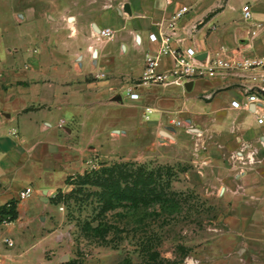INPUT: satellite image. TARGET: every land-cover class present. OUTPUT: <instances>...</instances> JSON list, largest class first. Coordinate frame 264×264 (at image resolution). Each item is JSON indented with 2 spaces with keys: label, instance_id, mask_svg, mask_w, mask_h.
Here are the masks:
<instances>
[{
  "label": "crops",
  "instance_id": "obj_1",
  "mask_svg": "<svg viewBox=\"0 0 264 264\" xmlns=\"http://www.w3.org/2000/svg\"><path fill=\"white\" fill-rule=\"evenodd\" d=\"M244 6L250 20L243 18ZM182 10L173 48L264 57V0H29L16 14L0 39V264H29L30 255L58 242L50 234L54 192L103 146V126L123 105L113 99L141 77L147 55H158L149 35L160 36ZM104 29L113 31L111 38L100 37ZM172 67L171 57H159L160 71ZM242 86L239 77L225 74L182 88L206 99L198 117L212 126L196 132L228 135L234 158L246 160L245 174L234 178L242 186L231 192L245 202L241 247L226 258L264 264V125L257 124L254 107L231 106L244 102ZM113 128L105 135L122 132ZM27 189L31 195L18 201ZM10 203L16 218L3 225L10 215L1 212ZM5 238L12 247L3 245Z\"/></svg>",
  "mask_w": 264,
  "mask_h": 264
},
{
  "label": "rangeland",
  "instance_id": "obj_2",
  "mask_svg": "<svg viewBox=\"0 0 264 264\" xmlns=\"http://www.w3.org/2000/svg\"><path fill=\"white\" fill-rule=\"evenodd\" d=\"M27 2L0 0V39ZM173 87L138 88L141 100L132 103L121 94L123 105L99 135L103 146L53 194L50 234L58 242L29 264H241L226 257L241 247L245 202L231 192L242 186L234 178L245 174L246 160L234 158L228 135L199 134L212 126L198 117L205 97ZM145 107L155 109L149 122ZM108 126L122 132L105 135ZM115 165L128 177L103 189L98 174Z\"/></svg>",
  "mask_w": 264,
  "mask_h": 264
},
{
  "label": "built area",
  "instance_id": "obj_3",
  "mask_svg": "<svg viewBox=\"0 0 264 264\" xmlns=\"http://www.w3.org/2000/svg\"><path fill=\"white\" fill-rule=\"evenodd\" d=\"M186 11V10H185ZM182 10L166 27V30L157 36L149 35V40L152 43L159 45L158 55H147L145 65L141 77L131 86L124 90V98L129 101L137 102L140 100V95L137 89L140 87L151 86H176L185 87V83L193 82L198 79L215 78L220 75L232 74L241 81L242 94L244 102L242 104L233 101L231 106L235 109L244 108L249 110L254 107L253 114L256 116L257 124L264 125V57L262 58H247L238 57L234 53L222 49L212 55L206 54L200 60L198 57L201 54L192 48L175 49L172 47L173 36L175 32V21L185 12ZM243 18L250 20L252 18L250 8L244 6L242 9ZM100 37L109 39L113 35L110 29L101 30ZM169 56L173 59V67L166 72L159 70V57ZM155 110L151 107H146L143 111L142 118L145 122H149L154 115ZM176 126H181V122H174ZM31 195L29 189L22 191L19 194L18 201H24ZM7 205V207H9ZM61 210V209H60ZM12 223L10 217H6L3 225ZM3 245L10 248L13 246V241L5 238Z\"/></svg>",
  "mask_w": 264,
  "mask_h": 264
},
{
  "label": "trees",
  "instance_id": "obj_4",
  "mask_svg": "<svg viewBox=\"0 0 264 264\" xmlns=\"http://www.w3.org/2000/svg\"><path fill=\"white\" fill-rule=\"evenodd\" d=\"M124 168V166H120V165H115L111 168H107V169H103L98 175L97 180L100 184L103 185V189H106L107 185L110 183H113L115 185H119L120 184V179H126L128 177V174L124 173L122 171V169ZM106 176V177H105ZM114 176H116L118 178V180H115ZM142 175L139 172L137 174V178H141ZM116 199H118V195H116ZM8 211H2L1 213H7L8 215H10V219L14 220L16 218V212H15V204L14 203H10V206L8 207Z\"/></svg>",
  "mask_w": 264,
  "mask_h": 264
},
{
  "label": "water",
  "instance_id": "obj_5",
  "mask_svg": "<svg viewBox=\"0 0 264 264\" xmlns=\"http://www.w3.org/2000/svg\"><path fill=\"white\" fill-rule=\"evenodd\" d=\"M204 57H205V55H201V56H199L198 58H199L200 60H202ZM113 101H115V102H122V98H121L120 95H118V96H116V97L113 99Z\"/></svg>",
  "mask_w": 264,
  "mask_h": 264
}]
</instances>
